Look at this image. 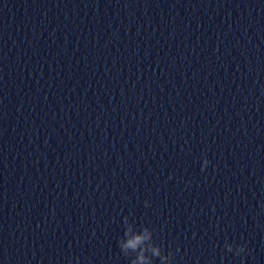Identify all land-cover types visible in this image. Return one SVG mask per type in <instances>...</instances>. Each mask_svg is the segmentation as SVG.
Masks as SVG:
<instances>
[{
  "label": "clouds",
  "instance_id": "1",
  "mask_svg": "<svg viewBox=\"0 0 264 264\" xmlns=\"http://www.w3.org/2000/svg\"><path fill=\"white\" fill-rule=\"evenodd\" d=\"M211 162L205 157L202 162L201 170H207ZM171 179V176L169 177ZM190 183V182H188ZM145 207H149V201L144 202ZM124 235L118 241L119 248L125 257L130 258V264H154V260L158 259L160 264H172L176 253L169 250L165 253L162 246L155 243L153 239V231L149 227L136 229L133 222H130L127 217H124ZM224 248L229 253H234L235 256H241L245 252L243 245L234 246L232 243L225 241ZM71 264V261H69ZM76 264H79V257H76Z\"/></svg>",
  "mask_w": 264,
  "mask_h": 264
}]
</instances>
